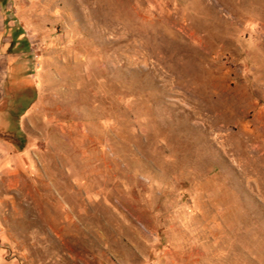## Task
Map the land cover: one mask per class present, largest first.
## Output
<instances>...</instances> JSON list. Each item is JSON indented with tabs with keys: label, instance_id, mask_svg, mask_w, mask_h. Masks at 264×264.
Instances as JSON below:
<instances>
[{
	"label": "rangeland",
	"instance_id": "374dc122",
	"mask_svg": "<svg viewBox=\"0 0 264 264\" xmlns=\"http://www.w3.org/2000/svg\"><path fill=\"white\" fill-rule=\"evenodd\" d=\"M0 264H264V0H0Z\"/></svg>",
	"mask_w": 264,
	"mask_h": 264
}]
</instances>
